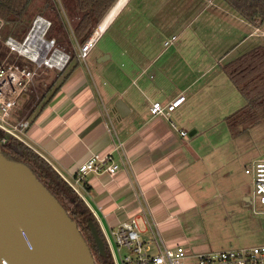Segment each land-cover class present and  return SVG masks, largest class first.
Here are the masks:
<instances>
[{
	"label": "crops",
	"instance_id": "0c3cea01",
	"mask_svg": "<svg viewBox=\"0 0 264 264\" xmlns=\"http://www.w3.org/2000/svg\"><path fill=\"white\" fill-rule=\"evenodd\" d=\"M152 1L159 7L144 10L135 5L147 0H117L98 27L97 40L111 34L110 49L99 50L94 74L77 60L44 108L22 116L21 105L34 104L27 94L12 119L27 122L23 142L70 184L101 231L143 210L168 245L206 252V209L215 198L235 202L230 194L238 191L239 202L253 207L243 186L228 185L215 137L245 105L222 65L264 45V25H250L222 0ZM167 3L193 20L176 28L181 16L168 12ZM165 15L178 19L169 26ZM180 96L168 118L150 114L152 102L166 105ZM92 153H112L121 169L112 178L79 177L78 166Z\"/></svg>",
	"mask_w": 264,
	"mask_h": 264
},
{
	"label": "built area",
	"instance_id": "2783aa9c",
	"mask_svg": "<svg viewBox=\"0 0 264 264\" xmlns=\"http://www.w3.org/2000/svg\"><path fill=\"white\" fill-rule=\"evenodd\" d=\"M54 2L59 5V9L56 7L58 12L63 14L60 0ZM5 25L0 18V44L8 49L0 62V131L23 142L20 135L25 132L27 122L13 123V112L20 101L33 91L38 70L63 71L69 63L70 54L55 39L46 37L51 22L41 15L34 18L28 32L20 40L13 36L3 39ZM67 26L76 59L84 61L97 40V30L83 44H79L68 21ZM176 38L172 36L164 42V46L168 47ZM183 100L184 97L180 96L166 105L152 102L149 112L154 117L168 118ZM180 134L187 135L185 131ZM4 141L5 138H2L1 142ZM120 169L121 163L114 160L112 153H92L78 166V175L104 173L112 178ZM245 174L251 177L252 205L255 208L258 203L264 214V155L245 169ZM102 235L105 251L113 264H264V243L220 252H192L183 245L170 246L154 230L143 210L112 227L109 232L102 231Z\"/></svg>",
	"mask_w": 264,
	"mask_h": 264
},
{
	"label": "trees",
	"instance_id": "16d2710c",
	"mask_svg": "<svg viewBox=\"0 0 264 264\" xmlns=\"http://www.w3.org/2000/svg\"><path fill=\"white\" fill-rule=\"evenodd\" d=\"M116 1L60 0L65 15L67 14L65 4L67 2L73 4V9L68 17L72 20L71 30L79 44H83L91 36ZM222 1L250 25L257 28L264 25V0ZM56 7L54 0H0V18L4 20L6 25L10 26L14 38L22 39L31 27L34 18L41 15L51 22L46 37L55 39L57 44L70 54L69 63L57 75L55 82L59 83L58 86L40 105L39 109L44 108L52 94L69 78L77 63L71 41L67 38L66 30L68 29H65L64 22L61 20L62 13L58 12ZM3 35L4 31L2 38ZM5 55L0 54V62ZM222 70L245 101L243 107L224 119L230 136L237 138L249 128L264 121V45H260L222 65ZM52 86L50 85V88ZM2 138H5L4 142H1ZM0 150L10 161L29 167L37 179L67 211L88 244L95 264H113L107 252L105 256L99 254L87 227L88 221H92L97 226L99 235L103 238L102 232L91 211L70 184L24 142L12 136L6 137L2 131H0Z\"/></svg>",
	"mask_w": 264,
	"mask_h": 264
},
{
	"label": "water",
	"instance_id": "95a60500",
	"mask_svg": "<svg viewBox=\"0 0 264 264\" xmlns=\"http://www.w3.org/2000/svg\"><path fill=\"white\" fill-rule=\"evenodd\" d=\"M87 227L105 256L97 226L88 221ZM0 264H95L67 211L29 167L10 161L1 150Z\"/></svg>",
	"mask_w": 264,
	"mask_h": 264
},
{
	"label": "rangeland",
	"instance_id": "374dc122",
	"mask_svg": "<svg viewBox=\"0 0 264 264\" xmlns=\"http://www.w3.org/2000/svg\"><path fill=\"white\" fill-rule=\"evenodd\" d=\"M153 3L154 5H152ZM169 4L170 3H167L165 6V9H167L168 12L172 11V9H175L176 7V5H172L171 7H169ZM151 5L153 8L159 7V5H157L154 1L147 0V5L145 2L144 4L138 2L135 5L137 6L135 9L142 8L146 10ZM57 8L59 9V5L57 6ZM65 8L67 10V14L65 15V13H63L61 16V20H63V22L67 20L71 27L72 20H70V17H68V15L73 9V4L71 2H67L65 4ZM175 10L178 16H181L183 14H179L178 9ZM193 17L194 16H187L185 17V19H183L182 16L179 17V22L177 21L176 28H178L179 26H183L184 22L190 23L193 20ZM173 18L178 19V17L168 15L161 17V19H163V22L165 24L167 23L169 26H172L169 24V22ZM67 21L63 24H66L64 26L65 29L69 28L67 26ZM100 23L99 25L102 24ZM170 23L173 24L172 22ZM99 25L97 26L96 30H98V27H100ZM171 30L174 29H170L168 32H170ZM66 31L67 38L69 40L71 38L70 32L69 30ZM174 32L175 34H177L179 31L175 30ZM110 35L108 33H103L101 37L98 38L95 47L92 48L87 58L84 61L78 60L80 61L84 69L91 75L94 74V69L98 67V60L102 56L101 53H99V50L110 49ZM7 36L15 37L14 34L11 32L10 26L8 25H6L4 28L3 38ZM1 46L2 45L0 44V54H7L8 49L6 47ZM45 70H38L37 76L34 80L35 86L33 88V91L29 92L28 94L29 98L32 96V100H34L33 108H25L26 103L22 104L23 107L21 105V109L24 110L22 116L28 117L29 114H31V111L33 113V109L35 108L36 110L37 108H39L40 105L51 95L53 90L58 86L59 83L55 81L57 75L60 72L51 70L48 74ZM50 85H53L52 88H50ZM12 122L17 123L18 120L12 119ZM227 131L228 129L226 127V130L224 128V132L220 134L222 135L221 137H215L217 143L216 152H220L223 155V159H226L228 164V168L226 164L225 169H227H224L226 173L229 172L228 179L226 181L228 185L230 183L231 185L234 184L236 186H243V191L248 195H252L251 177L247 174H244V169L245 167L249 168L254 161L264 155V121L254 127H251L237 138L230 137ZM24 135L25 134L23 133V135H20V137L24 138ZM8 136L9 135L6 134V137ZM229 193L230 190L228 189V194ZM240 195L241 194L238 193V191L236 192V194H230V196L233 197L235 202L228 201L224 198H215L212 205H210L206 209V215L209 218L205 221L204 224V235L206 241L201 247V249L204 248L203 251L209 250L212 252H220L225 250L240 249L244 247H253L264 243V214H262L261 212L262 207L258 203L255 205V208L251 206H245V204L243 206V203L239 202ZM254 210L257 213H255ZM107 232H109V230H107ZM114 251L116 252L115 246ZM116 255L117 257H119L118 254Z\"/></svg>",
	"mask_w": 264,
	"mask_h": 264
},
{
	"label": "bare ground",
	"instance_id": "6f19581e",
	"mask_svg": "<svg viewBox=\"0 0 264 264\" xmlns=\"http://www.w3.org/2000/svg\"><path fill=\"white\" fill-rule=\"evenodd\" d=\"M99 30L97 31V34H98Z\"/></svg>",
	"mask_w": 264,
	"mask_h": 264
}]
</instances>
